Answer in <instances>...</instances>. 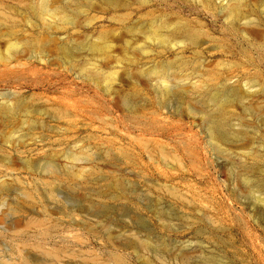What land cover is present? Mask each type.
<instances>
[{
	"label": "rangeland",
	"instance_id": "1",
	"mask_svg": "<svg viewBox=\"0 0 264 264\" xmlns=\"http://www.w3.org/2000/svg\"><path fill=\"white\" fill-rule=\"evenodd\" d=\"M105 1L0 0V264H264L256 0L252 32L216 0ZM55 4L78 6L72 24L43 11ZM164 16L195 40L173 47L128 30ZM182 62L168 82L154 73ZM209 71L226 84L204 83ZM219 89L245 96L227 102L236 115L223 131L247 134L246 146L209 137L198 109L212 112Z\"/></svg>",
	"mask_w": 264,
	"mask_h": 264
},
{
	"label": "bare ground",
	"instance_id": "2",
	"mask_svg": "<svg viewBox=\"0 0 264 264\" xmlns=\"http://www.w3.org/2000/svg\"><path fill=\"white\" fill-rule=\"evenodd\" d=\"M72 1H74L77 5L79 4V6H80V3H81L80 1H82V0H72ZM85 1H87V0H85ZM108 1L110 2V0H106L105 2H108ZM118 1H120V0H118ZM207 1H212V0H207ZM248 1L249 0H216L215 5L218 7V11H219L218 13H220L225 18V21L228 24L232 25L234 28H239L240 30L245 32V30L247 31L250 28L251 29L252 28L256 29L258 27L260 28V26L262 25V24L258 23L256 21V19L253 18V16H251L250 10L254 9V7L249 6L250 1L249 2ZM254 4H256V6L261 9V12L264 15V0H256V2ZM55 6H56V4H55ZM68 6L70 7V5H68ZM68 6L65 7V6L59 5V6L53 7V6L47 5L46 8L44 7L43 11L48 16H51L53 18L59 17L62 22L72 24L73 20L72 21L70 20V18H71L70 14H72L75 9H78V6H72L70 8ZM120 6H122V5H120ZM259 8H257V9H259ZM164 27H166L167 29H168V27H170V30L165 31V30H163ZM132 28H134L136 30V32L142 33L149 38L156 39L158 42H160L162 44L170 43L171 46H173V47L177 43H179L183 40H195V34H196L193 30L186 29L183 26V24L173 22V20L168 19L166 16L159 17L156 19H151L150 21H148L147 24H145V22L144 23H142V22L133 23L132 25H130L128 27V30H131ZM177 31H178V33L180 32V35H178ZM249 31H251V30H249ZM255 32H256V30H255ZM257 34H258V32L255 34V36ZM98 37L102 38L103 36L101 34H99ZM36 40H38V39L36 38ZM20 43L24 47H26L27 49H28V47L32 46V41H30L29 39H22V40H20ZM99 45H100V47H98L97 49H101V47H105V48L109 47V45L106 42H103L102 44H99ZM62 54H63V56H65L66 58H68L72 61V55L73 54L68 52L65 48H63V46H62ZM101 59L103 60V58H101ZM73 63H72V65H74V66L78 65V64H75V63L73 64ZM158 65H160V64H158ZM183 66H184V62L180 63L178 65V67H175V66L165 67V65L162 64L159 69L158 68L154 69V73L157 75L158 79L168 82L170 80L169 74L174 73V71L182 70ZM170 69H171V72H170ZM218 74L219 73H216L213 71L207 72L206 73V80H204L203 82L206 84L209 82L212 84L218 83L219 86H221L222 84L225 85L227 80L225 79L223 82L219 81L218 80V77H219ZM213 80L216 82H214ZM219 90H215L213 93L209 94V100L208 101H210L213 104V106L215 107L214 108L215 111H214V109L212 110V112H209L205 108L198 109L200 113H202L204 116L206 115L209 119V137L212 140H214L215 143H217L219 148H221V146H220L221 143L222 144L225 143L227 145V147L221 148L223 150H227L228 148H231L235 145H238V146L239 145H245L246 146V144L249 143V140L246 137L247 134L239 135L237 132H235L232 134L233 135L232 138L229 139V137L226 136L225 131H223V128H225V125H226L227 118L230 117L231 115L232 116L236 115V112L234 110H231L228 108L229 107H235L233 105V104H235L234 102L241 101L245 96L243 93L236 90V91L232 92V95H231V96L234 95V98H231V96L229 94L223 93L221 90L220 91ZM248 90H247V92L249 94H251L252 96L256 95L255 91H248ZM229 99H231V100L234 99L236 101H233V102L231 101L230 106L227 107V102L229 101ZM246 109H249V108H246ZM248 152L256 155L255 151L252 149H250V151H248ZM246 169L251 170V171H249L250 173L253 172V170L250 167H248ZM250 173L247 174L248 176H247V178H245L246 180H251V178H249V177H252L253 175ZM252 178H253V180L256 181L255 184H253V185H255L257 187V191H259V193H264V175L260 176V177L253 176ZM261 197H262L261 199L263 200L264 199L263 196H261ZM257 198H259V200H260L259 196H257ZM262 200H261V202H262ZM255 212H256L257 217L264 220V203L259 208H257Z\"/></svg>",
	"mask_w": 264,
	"mask_h": 264
}]
</instances>
